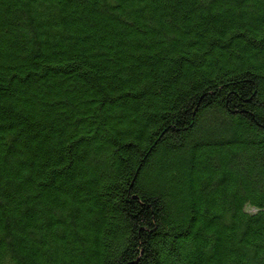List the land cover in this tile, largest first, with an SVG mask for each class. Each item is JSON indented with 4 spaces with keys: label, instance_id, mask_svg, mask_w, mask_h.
Masks as SVG:
<instances>
[{
    "label": "trees",
    "instance_id": "1",
    "mask_svg": "<svg viewBox=\"0 0 264 264\" xmlns=\"http://www.w3.org/2000/svg\"><path fill=\"white\" fill-rule=\"evenodd\" d=\"M0 264H264V0H0Z\"/></svg>",
    "mask_w": 264,
    "mask_h": 264
}]
</instances>
